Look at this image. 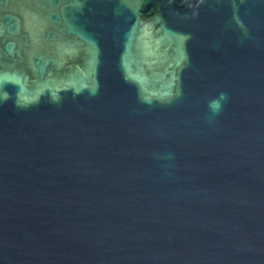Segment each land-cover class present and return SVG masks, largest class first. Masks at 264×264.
I'll use <instances>...</instances> for the list:
<instances>
[{"label":"water","instance_id":"95a60500","mask_svg":"<svg viewBox=\"0 0 264 264\" xmlns=\"http://www.w3.org/2000/svg\"><path fill=\"white\" fill-rule=\"evenodd\" d=\"M0 264H264V0H0Z\"/></svg>","mask_w":264,"mask_h":264},{"label":"clouds","instance_id":"9594fccd","mask_svg":"<svg viewBox=\"0 0 264 264\" xmlns=\"http://www.w3.org/2000/svg\"><path fill=\"white\" fill-rule=\"evenodd\" d=\"M219 102L218 101H213V103H212V107L214 108V109H217V108H219Z\"/></svg>","mask_w":264,"mask_h":264}]
</instances>
